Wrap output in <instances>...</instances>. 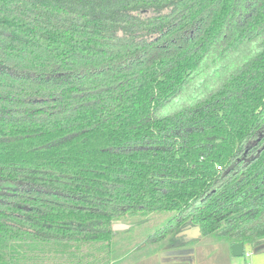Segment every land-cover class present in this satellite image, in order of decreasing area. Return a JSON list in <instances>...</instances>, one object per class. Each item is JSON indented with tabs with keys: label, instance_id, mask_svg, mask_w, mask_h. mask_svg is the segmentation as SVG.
<instances>
[{
	"label": "trees",
	"instance_id": "obj_1",
	"mask_svg": "<svg viewBox=\"0 0 264 264\" xmlns=\"http://www.w3.org/2000/svg\"><path fill=\"white\" fill-rule=\"evenodd\" d=\"M135 227L264 242V0H0V264Z\"/></svg>",
	"mask_w": 264,
	"mask_h": 264
},
{
	"label": "rangeland",
	"instance_id": "obj_2",
	"mask_svg": "<svg viewBox=\"0 0 264 264\" xmlns=\"http://www.w3.org/2000/svg\"><path fill=\"white\" fill-rule=\"evenodd\" d=\"M163 218L164 216H161L159 220ZM154 220L155 219L151 220L152 224L155 222ZM141 229L140 227H135L132 229L131 233L122 235L116 240L119 242V248L115 251V255L112 256L111 262H124L126 264H132L131 262H135V264H158L159 259L157 257V251L160 250L154 251L155 244H146L145 247L134 248V246L141 243L144 238L142 234L137 235L139 234L138 230ZM227 245L228 243L226 242H215L211 239L193 243L192 246L197 248V260L195 259V264H227V262H231L230 264H243L244 256L235 257L231 255L226 251L228 249V247H226ZM261 246L262 245H257L255 249ZM246 260L250 261V258L247 257Z\"/></svg>",
	"mask_w": 264,
	"mask_h": 264
},
{
	"label": "crops",
	"instance_id": "obj_3",
	"mask_svg": "<svg viewBox=\"0 0 264 264\" xmlns=\"http://www.w3.org/2000/svg\"><path fill=\"white\" fill-rule=\"evenodd\" d=\"M191 229H186L185 233H189ZM191 234V232L189 233ZM262 245L259 248L249 247L248 245H244V252H250V255H242L244 256V263L243 264H264V242L259 244ZM228 249L226 250L228 253H231V245H227ZM196 247L188 246V247H181V248H173V249H163L157 251V257L159 259L158 264H195L196 258ZM209 254V253H208ZM207 254V256H208ZM249 257L250 261H247L246 258ZM135 264V262H131ZM198 263V262H197ZM231 262H227L230 264ZM109 264H126L124 262H109Z\"/></svg>",
	"mask_w": 264,
	"mask_h": 264
},
{
	"label": "water",
	"instance_id": "obj_4",
	"mask_svg": "<svg viewBox=\"0 0 264 264\" xmlns=\"http://www.w3.org/2000/svg\"><path fill=\"white\" fill-rule=\"evenodd\" d=\"M125 228H127V225H125L123 223H119V222L114 223L112 225L113 230H123ZM190 232H191V234H189ZM190 232L189 233L186 232V234L190 237H197L200 234L198 227L191 228ZM244 250H245V248H244V244L242 242H236V243H233L231 245V253L235 257L236 256H242L244 254Z\"/></svg>",
	"mask_w": 264,
	"mask_h": 264
},
{
	"label": "built area",
	"instance_id": "obj_5",
	"mask_svg": "<svg viewBox=\"0 0 264 264\" xmlns=\"http://www.w3.org/2000/svg\"><path fill=\"white\" fill-rule=\"evenodd\" d=\"M245 255H247V256L250 255V252L245 251Z\"/></svg>",
	"mask_w": 264,
	"mask_h": 264
},
{
	"label": "flooded vegetation",
	"instance_id": "obj_6",
	"mask_svg": "<svg viewBox=\"0 0 264 264\" xmlns=\"http://www.w3.org/2000/svg\"><path fill=\"white\" fill-rule=\"evenodd\" d=\"M186 247H188V246H186Z\"/></svg>",
	"mask_w": 264,
	"mask_h": 264
}]
</instances>
